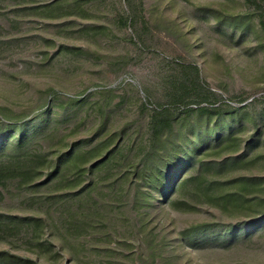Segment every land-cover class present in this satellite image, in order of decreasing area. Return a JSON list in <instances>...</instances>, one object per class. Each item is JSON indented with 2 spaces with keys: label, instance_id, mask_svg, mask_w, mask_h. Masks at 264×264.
Here are the masks:
<instances>
[{
  "label": "rangeland",
  "instance_id": "1",
  "mask_svg": "<svg viewBox=\"0 0 264 264\" xmlns=\"http://www.w3.org/2000/svg\"><path fill=\"white\" fill-rule=\"evenodd\" d=\"M241 9L0 0V142L45 159L26 184L0 187V213L16 222L0 230V264H264V219L245 228L264 216V33L218 24ZM162 107L194 159L166 195L165 174L141 176ZM170 143L153 149L170 151L172 171Z\"/></svg>",
  "mask_w": 264,
  "mask_h": 264
},
{
  "label": "trees",
  "instance_id": "2",
  "mask_svg": "<svg viewBox=\"0 0 264 264\" xmlns=\"http://www.w3.org/2000/svg\"><path fill=\"white\" fill-rule=\"evenodd\" d=\"M244 9H241L242 11H238L236 14L232 13H226L222 14L219 13V16H222L219 18L218 24L223 25L225 23H230L232 28L238 29L239 33L242 34L244 32V26H248L250 23H254L255 26L258 27V32L264 33V0H242ZM55 3L56 1H51ZM223 18V19H222ZM195 71H197V68L195 67ZM196 86H199L197 84ZM178 102H183L182 99H179ZM222 106L217 107H186L183 110V113H186L188 115L191 111L198 110L199 112L205 111V110H221ZM22 126V125H21ZM20 126V127H21ZM148 128L151 134V137L149 138V141L151 142L152 151L147 155L146 159H143L142 168H141V176L147 175L150 176V178H153L156 175L164 176L165 174V181L166 184H164L163 193L169 194L172 190L173 192L178 189L180 186H184L188 182V178H185L184 175L187 172L188 168L194 165L193 158L184 150L185 145L184 142V135H178L181 133V129L176 127L174 116L171 112H169V108L162 107V109H154V114L151 115L150 120L148 122ZM2 128L0 127V136H1ZM173 134L176 136L174 137ZM23 137L20 136V138L17 140L18 145L21 144V140ZM175 138H179L174 140ZM225 137L221 134L215 135L212 139L214 142L213 144H218L222 139ZM173 139V140H172ZM174 142L172 144V141ZM207 140V139H206ZM211 140V139H210ZM171 142V143H170ZM156 143L158 144H169V148L174 150L177 154V156L171 158L172 162L175 160V168L171 171V168L168 170L166 169L167 166H165V162L162 165V160L164 159V155H168L170 151L162 150L161 152L157 151V153H154L153 145ZM175 144V145H174ZM212 144V143H207ZM197 150L201 151L202 147L201 145H198ZM166 151L167 154H163L162 152ZM183 152V155H178V152ZM154 154L157 156L155 157ZM103 159V158H102ZM169 160V159H168ZM33 162L35 163L32 166H29V164ZM45 162L44 156L39 151H26V152H20L16 155H11L7 152V148L4 146V143L0 142V187H5L6 182L11 179H19L20 184H26V181L31 178L36 172H38V163ZM98 164V161L91 164L89 168L87 169L90 171V169L93 170ZM56 166V171L59 168V163ZM35 168V169H30ZM164 168V169H163ZM55 171V172H56ZM140 171V170H139ZM139 171L134 168L132 171V174L134 176H137ZM54 172V170L52 171ZM145 174V175H144ZM180 175V176H178ZM178 176L177 183L175 186H173L172 178ZM31 181V180H30ZM168 184L171 185L168 187ZM0 190H2L0 188ZM1 193V191H0ZM264 214V213H263ZM264 216L255 218V220H252L249 222L248 226L245 228H249V226L258 225L259 223L263 222ZM30 220H34L35 222H38V220H41L39 216H32ZM21 221V220H20ZM14 218L9 217L7 215H4V213H0V230L8 231L9 227H15ZM259 226V225H258ZM205 228L204 226L197 227L196 230H201ZM192 231V232H195ZM3 236V235H2ZM3 258V257H1ZM0 258V260H1Z\"/></svg>",
  "mask_w": 264,
  "mask_h": 264
}]
</instances>
